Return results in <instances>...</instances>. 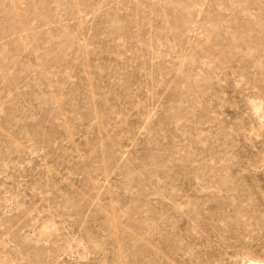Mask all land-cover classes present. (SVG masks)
Returning <instances> with one entry per match:
<instances>
[{"label": "rangeland", "instance_id": "1", "mask_svg": "<svg viewBox=\"0 0 264 264\" xmlns=\"http://www.w3.org/2000/svg\"><path fill=\"white\" fill-rule=\"evenodd\" d=\"M0 264H264V0H0Z\"/></svg>", "mask_w": 264, "mask_h": 264}]
</instances>
